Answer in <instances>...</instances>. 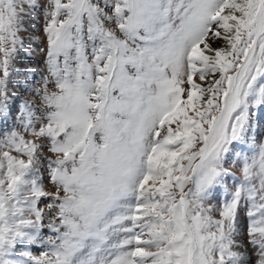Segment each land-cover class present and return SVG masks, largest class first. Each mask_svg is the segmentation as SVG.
I'll use <instances>...</instances> for the list:
<instances>
[{
    "label": "snow or ice",
    "instance_id": "1",
    "mask_svg": "<svg viewBox=\"0 0 264 264\" xmlns=\"http://www.w3.org/2000/svg\"><path fill=\"white\" fill-rule=\"evenodd\" d=\"M260 109L264 0H0V264H264Z\"/></svg>",
    "mask_w": 264,
    "mask_h": 264
},
{
    "label": "rangeland",
    "instance_id": "2",
    "mask_svg": "<svg viewBox=\"0 0 264 264\" xmlns=\"http://www.w3.org/2000/svg\"><path fill=\"white\" fill-rule=\"evenodd\" d=\"M43 47L42 43H34L32 45V48L38 52L39 48ZM26 64H30L34 67L40 68L43 66V56L42 55H35L32 59L23 60L20 64V66H24ZM16 89H14L15 91ZM27 96V93L20 92V97L23 99ZM254 122L256 123L257 127L254 132L250 133V136H252L255 139L256 143H259L261 140H264V109H260L258 113V119L254 118ZM247 147V145H245ZM251 155V153H248ZM230 169V171L235 172L236 175H239V166L233 164V161L230 160L229 164L227 165ZM232 181H229V184H231ZM42 248H34L33 251L35 254H39L40 251H42Z\"/></svg>",
    "mask_w": 264,
    "mask_h": 264
}]
</instances>
